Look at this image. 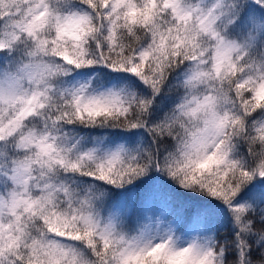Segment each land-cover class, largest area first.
I'll list each match as a JSON object with an SVG mask.
<instances>
[{
    "label": "snow or ice",
    "instance_id": "obj_1",
    "mask_svg": "<svg viewBox=\"0 0 264 264\" xmlns=\"http://www.w3.org/2000/svg\"><path fill=\"white\" fill-rule=\"evenodd\" d=\"M0 264H264V0H0Z\"/></svg>",
    "mask_w": 264,
    "mask_h": 264
}]
</instances>
